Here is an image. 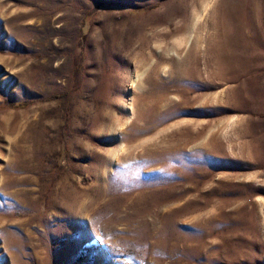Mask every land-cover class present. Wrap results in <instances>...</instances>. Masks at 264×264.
Returning a JSON list of instances; mask_svg holds the SVG:
<instances>
[{
	"label": "rangeland",
	"instance_id": "obj_1",
	"mask_svg": "<svg viewBox=\"0 0 264 264\" xmlns=\"http://www.w3.org/2000/svg\"><path fill=\"white\" fill-rule=\"evenodd\" d=\"M0 264H264V0H0Z\"/></svg>",
	"mask_w": 264,
	"mask_h": 264
},
{
	"label": "trees",
	"instance_id": "obj_2",
	"mask_svg": "<svg viewBox=\"0 0 264 264\" xmlns=\"http://www.w3.org/2000/svg\"><path fill=\"white\" fill-rule=\"evenodd\" d=\"M9 105H10L11 107H21V106H24L25 104H24V103H13V104H10V103H9Z\"/></svg>",
	"mask_w": 264,
	"mask_h": 264
}]
</instances>
